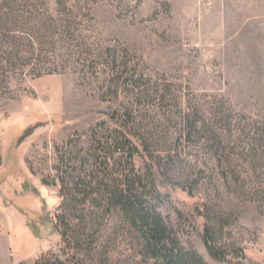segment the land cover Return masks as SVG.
Segmentation results:
<instances>
[{
	"label": "rangeland",
	"instance_id": "1",
	"mask_svg": "<svg viewBox=\"0 0 264 264\" xmlns=\"http://www.w3.org/2000/svg\"><path fill=\"white\" fill-rule=\"evenodd\" d=\"M125 169L206 264H264V0H0V264H155Z\"/></svg>",
	"mask_w": 264,
	"mask_h": 264
},
{
	"label": "trees",
	"instance_id": "2",
	"mask_svg": "<svg viewBox=\"0 0 264 264\" xmlns=\"http://www.w3.org/2000/svg\"><path fill=\"white\" fill-rule=\"evenodd\" d=\"M133 130H123L112 144L121 153L120 165L130 166L139 156L143 143L133 141ZM132 137V138H131ZM110 141H107L109 144ZM153 165L156 163L151 160ZM127 169V168H126ZM124 170L116 186L106 191L107 210H119L123 219L137 231L145 243V248L155 264H206L200 254L182 246L176 233L166 222L159 209L163 203L155 173H137ZM204 243L209 254L217 261H225V256L214 242L213 230L207 226Z\"/></svg>",
	"mask_w": 264,
	"mask_h": 264
}]
</instances>
